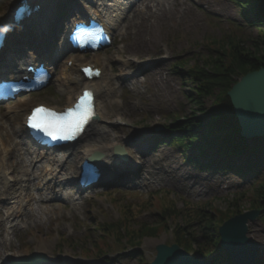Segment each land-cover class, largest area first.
I'll return each mask as SVG.
<instances>
[{
    "label": "rangeland",
    "instance_id": "rangeland-1",
    "mask_svg": "<svg viewBox=\"0 0 264 264\" xmlns=\"http://www.w3.org/2000/svg\"><path fill=\"white\" fill-rule=\"evenodd\" d=\"M50 1L52 7L50 18L53 19L55 12L53 4L56 0ZM77 1L78 7L72 4L70 10H87V6L83 8L87 4L86 0ZM13 2L15 0L0 1V14H5L7 7ZM94 2L98 4L100 1ZM148 2H143L140 12L126 19L121 35L115 40L113 47L96 55L83 56L82 63H92L94 59L103 61L106 65L104 67L108 77L107 84L114 94L111 96L112 109L108 110L110 115L101 120V127L114 138L104 137L100 143L107 147L124 146L116 141L118 138L125 139L128 143L125 148L130 157L136 162L142 159L141 171L128 174L129 177L124 174L123 176H127L124 179H122L123 176L118 179L111 178L112 184L103 183L90 192L79 194L77 187L70 182L75 180L76 174V171L74 173L72 171L73 161L75 157H78L76 163L82 159L83 150L70 149L68 154L70 158L68 157L65 168V178H67L65 189L68 195H77L74 199L81 197L80 201H76L75 207L73 203L67 202L69 199L42 205L39 208L43 213L40 212L37 219H32L25 225L19 223L20 226L17 228L18 223L15 220L8 221V210L0 202V264H5V260L15 253L23 256L34 253L40 245L51 253V264H142L137 257H133L135 251H131V248L126 246H118L115 242H113L114 248L110 252L106 249V254L101 259L95 256L86 257L80 250L73 251L69 246L60 255L56 249L58 238L63 235L69 240H80L87 232L86 236L90 233L93 235L89 225L94 220L99 223H113L120 220L122 208L119 201L128 200L131 203H139L138 197L143 195L142 197L146 199L148 192L167 190L173 194L171 197L175 201L184 199L192 204L214 201V206L223 212L228 209L234 196L252 188L255 177L251 175H234L230 172L205 174L187 164L178 147L167 145L170 142L171 132L166 126L173 122L175 116L183 121L186 116H191L196 108L188 98L191 95V85L187 88L181 76L172 73V66L191 58L201 59L207 53L208 40L228 39L230 35L244 41L251 40L257 38L258 29L245 26L232 0ZM26 26L10 35L5 46V53L16 58L21 54L29 57L43 45L42 39L34 35L32 31H28ZM45 28L47 26L44 24L40 34L44 33ZM70 58L74 59L76 55L68 56L57 64V77L52 81L50 89L22 97L8 106H0V136L2 138L5 139L8 134L14 145L16 140H21L23 116L33 106L47 105L63 110L68 105L69 96L72 94L76 96L79 93L74 94L66 88H61L59 83L64 64ZM145 61H151L152 67L145 70L140 68V64ZM125 63L130 67H127ZM24 103L28 105L25 112L11 120L12 117L9 116L8 111H15V108ZM210 104L211 102L207 100L204 106L208 107ZM20 111L22 110L17 112ZM9 129L14 130L15 134H12ZM156 129L161 130L157 132ZM162 140H166L167 144L161 147ZM24 142L27 143L25 139ZM139 142L143 144L140 145ZM249 143L255 148H261V143L257 140L249 141ZM259 156V152L254 154L257 160H260ZM9 164L15 168L16 175L13 177L23 179L20 175L22 166L13 156L10 157ZM46 165L45 161L41 167ZM40 173L41 171L38 174ZM261 177H264L263 172ZM123 182L127 183V186L118 190L114 197L118 201L106 195L119 189L116 185H123ZM28 188L33 190V194L37 193V189L32 184H28ZM124 191L134 195H126ZM13 193L16 194L15 189ZM250 205V200L240 203L241 209L245 212L249 211ZM182 207V204L178 203V208ZM52 208L55 211L48 210ZM60 208L62 211L59 215ZM137 213L138 211H134L137 215L135 224L142 222L152 224L160 214L157 209L149 210L144 214ZM169 227L170 231L162 233L159 237L144 239L140 250H136L143 252L146 263L154 261L158 245L175 244L171 230L173 226ZM248 228V238L259 246L256 263L264 264V220L259 217L258 220L249 222ZM24 245L29 247L25 248ZM107 253L110 255L108 256ZM194 258L200 260L199 256Z\"/></svg>",
    "mask_w": 264,
    "mask_h": 264
},
{
    "label": "trees",
    "instance_id": "trees-1",
    "mask_svg": "<svg viewBox=\"0 0 264 264\" xmlns=\"http://www.w3.org/2000/svg\"><path fill=\"white\" fill-rule=\"evenodd\" d=\"M232 1L245 26L257 28L258 36L245 41L231 35L228 39L208 40L207 53L201 59L191 58L172 66V73L181 76L187 88L191 85L188 98L196 108L183 121L175 116L173 122L166 126L171 136L169 144H165L178 147L187 164L202 172H231L255 177L252 188L234 196L223 212L214 206V201L192 204L183 199L175 201L168 192L152 195L136 206L137 214L154 209L159 211L152 224H135L137 215L133 213V207L123 203L121 220L114 223L94 220L93 235L90 233L80 241L61 238L59 252L69 246L85 256L102 258L106 249L110 252L113 242L121 247L138 249L144 239L159 237L172 225L175 244L186 253L199 256L209 264H232L220 247L218 228L228 219L245 212L240 207L244 200H250L248 210L259 211L264 220V177H261L264 173V139L259 141L261 148L258 149L241 138L240 127L227 96L240 78L264 68V0ZM64 11L62 6L59 18H63ZM207 100L211 102L208 107L204 106ZM258 152L260 160L254 157ZM178 203L183 207L178 208ZM133 257L145 264L142 252H135Z\"/></svg>",
    "mask_w": 264,
    "mask_h": 264
},
{
    "label": "bare ground",
    "instance_id": "bare-ground-1",
    "mask_svg": "<svg viewBox=\"0 0 264 264\" xmlns=\"http://www.w3.org/2000/svg\"><path fill=\"white\" fill-rule=\"evenodd\" d=\"M21 0H15V2L11 3L8 7H7V12L5 14H0V17L3 19L1 21L3 22H7L10 23V25L13 24L12 21V13L14 11V9L16 8L18 2ZM32 2H41L43 5L48 4L49 0H30ZM164 1V0H161ZM112 2V1H111ZM110 2L109 6H99L98 8H96L95 10V14H97V12H102L104 14H106V18L105 21L103 22L104 24L110 26V30L112 32H115L117 28H119L120 23L123 20V17L126 14V9L127 7H124L123 5V1L121 0H115L113 3ZM156 2V0H155ZM49 12L46 13V11L44 12L43 16L41 17L42 22L44 21H48L49 18ZM78 21V20H75ZM2 23V22H1ZM35 27V26H34ZM34 31L36 32L35 34H39V30L38 28H33ZM8 57L10 58V60L12 61L13 58L11 57V55H8ZM20 59L19 60L20 63L23 62V57L22 55H20ZM26 60H35L34 56H30V57H26L24 58ZM76 63H80V65L74 67V69L72 70V74L70 75V77H67L66 81L61 82V88H66L68 91L74 92V94L77 92H81L84 89H91L95 92L96 95V104H97V114H98V118L91 124V126L89 127L88 131L86 132V134L79 140V142L75 145V146H70V148H80L83 150V154H94L96 152H100L104 154V159L99 162V165L105 166V165H109L110 166V162L107 159L110 158L112 156V148L111 147H107L106 145L101 144V140L102 138L106 137L107 139L110 138H114L112 134L108 135V132L105 131L104 128L101 127V120L102 119H106L107 116L110 115L109 111L112 109V105H111V96H113V92L110 90L109 86H108V77L107 74L105 72V63L103 61H101L100 59H94V61L92 62V64L97 65L96 67L99 70H103L104 71V76L102 78V80L100 81H94V82H85L81 76V74H78L79 71V67H82L83 64H81V62L84 60L83 56H77V58L75 59ZM14 62V60H13ZM82 65V66H81ZM6 70H3V72H5ZM82 86H85L84 88H82ZM78 93V95H79ZM74 96L73 94L71 96H69L68 100H67V108L72 107L76 97L78 96ZM27 103H24L22 105H19L17 108H15V111L18 110H25L27 108ZM109 110V111H108ZM11 111V110H10ZM2 122V121H1ZM11 133L15 134V131L11 129ZM8 136V134H7ZM117 139V137H116ZM117 143L120 142L122 143L125 147L127 146L126 143L127 141L124 139H120L118 138V140L116 141ZM115 143V141H114ZM128 144V143H127ZM16 151V157L17 159L21 162V166H22V170H21V176L23 178H25V176L28 174L29 171L34 172L35 175L32 176L34 177V181L40 182V188L43 189V191H45V194L41 195L43 197H41L40 200L39 198H37V195L32 194L30 191H28V189L26 187L23 186V179L19 180L16 177H13V175L16 174V172L14 171L15 168L13 166H11L9 164V160H10V156L12 154V152ZM67 154H69V150L68 152H66ZM67 154H64L62 157H56L55 155L49 154V151L46 152V154H38L35 152L33 158H21L24 156V154L22 153V151L20 150V147L15 146L13 148L12 145V141H10V138L8 137V140H2L0 137V184H2L1 189H0V202L4 207L8 208V218L9 219H13V220H18L23 218L24 216H26L28 213L26 212L27 210L32 211V207L34 206V203H38V202H46L44 200H53V201H60L58 200L59 198L55 197V192L54 190H59L61 193V190H64V186L62 185L63 182L62 180L64 179L65 176V169L66 168V164H67V160H68V156ZM29 156H31L30 154V150H29ZM38 160H36L35 157H38ZM107 156V157H106ZM46 157V162H47V166L43 167V169H41V167H36L34 166L35 163H39L40 165L43 163L44 158ZM70 158V155H69ZM76 159H78V157H75ZM76 159H74L73 161V173L76 171V177L78 178L79 174H80V166L77 167L76 163ZM140 164L143 162L142 159L140 158ZM81 164V163H80ZM79 164V165H80ZM143 165V163H142ZM122 166H124V170L125 172L123 174H136L139 173L141 171L140 167H129L128 164H122ZM111 169L109 171L108 174H106L105 176V180L104 182H108L110 177H112V173L117 172V173H121L119 168H113L112 166H110ZM143 168V166H142ZM31 169V170H30ZM33 169V170H32ZM39 171H41L40 174ZM115 177V176H114ZM32 183V181H29ZM77 183V182H76ZM14 187H18L19 192H22L25 194V196H20L17 193L14 195L13 193V189ZM16 191V192H17ZM39 190H37L38 193ZM47 194V195H46ZM45 195V196H44ZM68 196H63V198L61 199H65ZM15 201V205H12L13 202ZM76 202V200H74ZM22 204L26 207L24 209V207L22 206ZM29 208V209H28ZM35 254H41V255H47L49 256V252L47 251V249L40 245L39 247H37ZM23 257L22 254L17 253L16 255H12L9 257V261H18L19 259H21Z\"/></svg>",
    "mask_w": 264,
    "mask_h": 264
},
{
    "label": "water",
    "instance_id": "water-1",
    "mask_svg": "<svg viewBox=\"0 0 264 264\" xmlns=\"http://www.w3.org/2000/svg\"><path fill=\"white\" fill-rule=\"evenodd\" d=\"M229 97L234 115L240 127V136L247 141L264 138V68L252 72L238 80L230 89ZM115 155L127 160L121 147L114 149ZM96 154L93 160H100ZM260 212L248 211L225 221L219 228L220 247L227 253L232 264H257L259 246L248 238V223L258 220ZM156 257L150 264H208L186 253L178 245H158ZM42 262L43 258L33 255L17 264L32 261Z\"/></svg>",
    "mask_w": 264,
    "mask_h": 264
},
{
    "label": "snow or ice",
    "instance_id": "snow-or-ice-1",
    "mask_svg": "<svg viewBox=\"0 0 264 264\" xmlns=\"http://www.w3.org/2000/svg\"><path fill=\"white\" fill-rule=\"evenodd\" d=\"M85 71L87 72L89 69H85ZM89 100L90 93L85 92L76 108L69 109L63 114H58L42 106L37 107L33 110L28 123L32 128L44 132L53 139H66L68 138L67 134L79 131L81 126L88 120Z\"/></svg>",
    "mask_w": 264,
    "mask_h": 264
},
{
    "label": "clouds",
    "instance_id": "clouds-1",
    "mask_svg": "<svg viewBox=\"0 0 264 264\" xmlns=\"http://www.w3.org/2000/svg\"><path fill=\"white\" fill-rule=\"evenodd\" d=\"M7 29L6 28H4V29H2V31H0V32H3V31H6Z\"/></svg>",
    "mask_w": 264,
    "mask_h": 264
}]
</instances>
